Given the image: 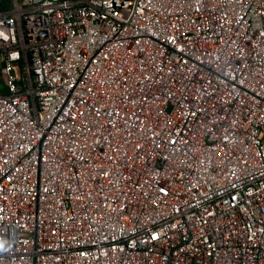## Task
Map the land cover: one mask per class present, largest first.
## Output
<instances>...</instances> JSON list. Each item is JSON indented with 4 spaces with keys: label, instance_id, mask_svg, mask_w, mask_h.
<instances>
[{
    "label": "built area",
    "instance_id": "1",
    "mask_svg": "<svg viewBox=\"0 0 264 264\" xmlns=\"http://www.w3.org/2000/svg\"><path fill=\"white\" fill-rule=\"evenodd\" d=\"M0 264H264V0H5Z\"/></svg>",
    "mask_w": 264,
    "mask_h": 264
},
{
    "label": "trees",
    "instance_id": "2",
    "mask_svg": "<svg viewBox=\"0 0 264 264\" xmlns=\"http://www.w3.org/2000/svg\"><path fill=\"white\" fill-rule=\"evenodd\" d=\"M7 4L5 0H0V10L6 8Z\"/></svg>",
    "mask_w": 264,
    "mask_h": 264
}]
</instances>
